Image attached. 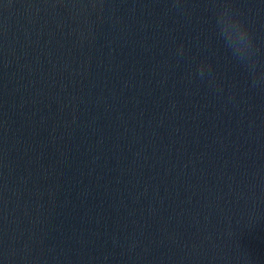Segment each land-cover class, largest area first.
<instances>
[{
	"label": "water",
	"instance_id": "95a60500",
	"mask_svg": "<svg viewBox=\"0 0 264 264\" xmlns=\"http://www.w3.org/2000/svg\"><path fill=\"white\" fill-rule=\"evenodd\" d=\"M233 13L264 67V0H0V264H264Z\"/></svg>",
	"mask_w": 264,
	"mask_h": 264
},
{
	"label": "clouds",
	"instance_id": "9594fccd",
	"mask_svg": "<svg viewBox=\"0 0 264 264\" xmlns=\"http://www.w3.org/2000/svg\"><path fill=\"white\" fill-rule=\"evenodd\" d=\"M233 17H234L235 25L238 31L240 32L241 36L243 37V41H242L243 47L236 48L227 42L228 47L231 49L234 58H236L251 74L253 86L255 87V86L264 85V67L259 66L255 58L256 50L253 45L252 36L248 31L247 27L245 26V24L236 17L235 13H233ZM182 51L183 48L181 47L180 52ZM207 67L208 66L201 64L200 67L198 68V72L201 77L204 76L205 69ZM209 75L211 76L210 72Z\"/></svg>",
	"mask_w": 264,
	"mask_h": 264
}]
</instances>
